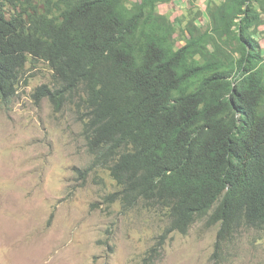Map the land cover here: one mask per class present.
Instances as JSON below:
<instances>
[{
	"label": "trees",
	"instance_id": "trees-1",
	"mask_svg": "<svg viewBox=\"0 0 264 264\" xmlns=\"http://www.w3.org/2000/svg\"><path fill=\"white\" fill-rule=\"evenodd\" d=\"M169 1L46 0L8 17L0 0V99L29 59L46 62L53 83L32 98L74 105L85 171L104 167L118 187L105 203L164 209L163 236L218 225L214 263L237 230H264V0L208 4L209 24L188 20L180 46L157 9Z\"/></svg>",
	"mask_w": 264,
	"mask_h": 264
},
{
	"label": "rangeland",
	"instance_id": "rangeland-1",
	"mask_svg": "<svg viewBox=\"0 0 264 264\" xmlns=\"http://www.w3.org/2000/svg\"><path fill=\"white\" fill-rule=\"evenodd\" d=\"M13 1L2 3L8 17L31 6L45 12L46 0ZM220 1L171 0L157 9L174 22L180 46L187 21L206 27V6ZM256 7L264 57V4ZM52 83L49 65L29 59L14 97L0 99V264H264V230H237L213 263L218 225L203 218L185 234L163 236L164 209L105 203L118 187L104 167L85 171L92 157L74 105L56 111L47 98H32Z\"/></svg>",
	"mask_w": 264,
	"mask_h": 264
}]
</instances>
